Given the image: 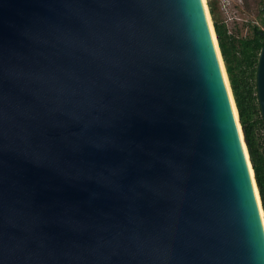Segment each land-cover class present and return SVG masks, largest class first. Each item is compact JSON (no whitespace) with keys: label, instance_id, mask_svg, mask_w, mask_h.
<instances>
[{"label":"water","instance_id":"1","mask_svg":"<svg viewBox=\"0 0 264 264\" xmlns=\"http://www.w3.org/2000/svg\"><path fill=\"white\" fill-rule=\"evenodd\" d=\"M241 132L203 0H0V264H264Z\"/></svg>","mask_w":264,"mask_h":264},{"label":"trees","instance_id":"2","mask_svg":"<svg viewBox=\"0 0 264 264\" xmlns=\"http://www.w3.org/2000/svg\"><path fill=\"white\" fill-rule=\"evenodd\" d=\"M210 12L264 209V137L259 134L261 128L264 130V119L258 102L256 84L258 57L264 43V30L258 25H253L250 36L238 38L229 33L227 25L216 17L212 4H210ZM262 14L264 22V2Z\"/></svg>","mask_w":264,"mask_h":264},{"label":"rangeland","instance_id":"3","mask_svg":"<svg viewBox=\"0 0 264 264\" xmlns=\"http://www.w3.org/2000/svg\"><path fill=\"white\" fill-rule=\"evenodd\" d=\"M263 2L264 0H207L209 10L212 4L216 17L227 25L229 33L238 38L250 36L253 25H258L264 30ZM251 82L253 83V80ZM259 134L264 137L263 128Z\"/></svg>","mask_w":264,"mask_h":264},{"label":"bare ground","instance_id":"4","mask_svg":"<svg viewBox=\"0 0 264 264\" xmlns=\"http://www.w3.org/2000/svg\"><path fill=\"white\" fill-rule=\"evenodd\" d=\"M203 2H204V5H205V8H206V12H207L210 28H211L212 35H213V38H214V42H215V45H216L218 56H219V59H220L222 71H223L224 78H225V81H226V84H227V87H228V91H229V94H230V97H231V100H232L233 109H234V112H235V115H236V118H237V121H238V126H239L241 137H242V140H243V134L241 132V124H240L239 117H238V110H237L236 103H235V100H234V95H233V92H232V88H231L229 76H228V73H227L226 65H225V62H224V59H223V56H222V53H221V50H220V46H219V43H218V40H217L218 38H217V35L215 33V30H214V25H213L214 23H213L211 14H210V10H209V6H208V3H207V0H203ZM243 143H244V147H245V142H243ZM246 153H247V149H246ZM249 166H250L251 174L253 176V169L251 167V163H249ZM253 181H254V186H255V189H256V193H257V198H258L259 204L261 206V200H260L259 192L257 191V185L255 183V179ZM262 215H263V210H262Z\"/></svg>","mask_w":264,"mask_h":264}]
</instances>
